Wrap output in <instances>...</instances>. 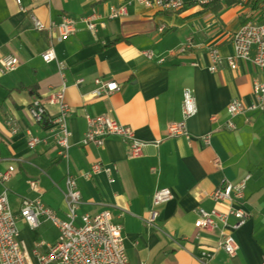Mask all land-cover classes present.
Masks as SVG:
<instances>
[{"label": "crops", "instance_id": "crops-1", "mask_svg": "<svg viewBox=\"0 0 264 264\" xmlns=\"http://www.w3.org/2000/svg\"><path fill=\"white\" fill-rule=\"evenodd\" d=\"M184 1L174 12L137 0H0V173L12 171L0 191L8 187L14 212L24 198H38L65 217V175L70 171L82 192L78 213L109 209L123 225L131 264H202L203 251L212 255L209 264H264V109L233 117L236 128H227L229 103L234 98L255 101L254 83L263 73L251 59L239 60L236 69L227 63L217 71L208 68L211 49L216 47L223 57L233 54L235 31L248 19L263 21L264 6L220 0L218 9L213 0ZM123 5L127 13L111 17V8ZM93 12L99 14L96 31L80 22L74 34L59 40L57 29L35 27V19L49 24ZM189 38L191 49L170 54ZM50 46L57 58L47 63L43 53ZM147 50L153 58L145 56ZM8 55L18 57L19 63L3 72L2 59ZM163 56L165 61L159 62ZM98 77L117 81L120 90L97 95ZM63 86L70 105L68 160L58 153L51 125L44 126L30 112L32 101L40 98L49 116L58 114V104L47 100ZM187 88L197 107L187 121L192 137H168V124L183 119ZM100 114L132 125L148 142L143 154L130 157L129 145L119 137H109L102 146L84 144L87 115ZM30 135L44 140L29 147ZM205 135H210L209 144L202 139ZM95 162L114 166L115 180L106 172L85 177ZM31 179L39 180L38 189H31ZM244 179V200L228 204L211 197L223 183ZM162 187L171 188L174 198L159 206L156 229L146 218L155 191ZM230 205L242 206L249 214L233 231L239 245L234 256L219 246L218 229L199 231L195 226L199 207L226 211ZM47 223L43 220L31 230L18 220L19 240L33 264L38 241L55 243L41 232Z\"/></svg>", "mask_w": 264, "mask_h": 264}, {"label": "built area", "instance_id": "built-area-1", "mask_svg": "<svg viewBox=\"0 0 264 264\" xmlns=\"http://www.w3.org/2000/svg\"><path fill=\"white\" fill-rule=\"evenodd\" d=\"M20 2V0H17ZM146 7H155L164 11H179L184 7V0H137ZM127 13V6L111 8V17L122 16ZM99 14L93 12L79 18L66 16L61 22L50 21L49 24L35 19V27L38 30L57 29L58 39L66 38L74 34L77 30L78 23L82 22L92 30L96 31L98 27L97 18ZM194 46L193 41L189 38L186 43L177 50H171L170 54L176 52H185ZM234 52L228 57H223L216 47L210 51L211 64L209 70L217 71L222 69L225 63L231 69L237 68V63L241 59H251L263 73L262 80H256L254 83L255 101L246 104L239 98H234L228 105V112L231 117L246 111H253L264 108V20L254 21L246 20L233 35ZM145 56L153 58L151 51H144ZM43 59L50 63L56 60V52L53 46H50L44 53ZM165 61V57H160L159 62ZM19 63L18 57L8 55L2 59L1 70L12 71ZM95 93L97 95H109L120 90V85L115 80H104L100 77L95 79ZM48 101L56 103L59 106V112L51 119V131L54 134L55 141L60 146V154L68 159L69 157V136L67 117L70 112V105L65 99V86L51 94ZM183 120L179 122H170L168 124V135L178 136L185 135L190 138L186 127V121L194 116L197 112L195 98L190 89L184 91L183 100ZM30 112L32 116L40 120L46 113L45 105L41 100H35ZM88 130L86 132L84 143H93L102 145L105 139L110 136H118L129 144L130 157H139L143 154L147 142L140 139L135 129L119 122L109 114H100L96 116L87 115ZM228 127L233 129V121L228 122ZM16 131V128L13 127ZM28 145L35 146L43 141L38 136L30 135ZM205 142H210V137L205 138ZM104 171L112 172V167L102 166L95 163L87 176L93 173ZM11 171L0 173V182L5 183L11 178ZM113 181V179H111ZM67 193L66 202L68 212L66 218L59 217L53 209L46 206L40 199L24 198L20 211L14 212L11 209L8 199V190L5 188L0 192V264H33L23 250L19 240L18 220H24L28 227L36 229L41 225L42 219L45 218L55 224L60 232L59 241L55 244H49L44 241H38L33 248L32 255L36 259V264H131L124 245L123 228L120 224L113 222V216L110 211L103 210L97 214H82L81 223L78 224V209L81 204V191L77 186L74 176H67ZM33 189L39 187L36 180L30 181ZM246 187L245 181L238 184L227 183L215 189L211 195L217 201H231L234 198H243ZM174 197L169 188H163L156 192L154 205L157 206L163 202L169 201ZM198 218L196 227L213 231L219 229V245L225 251L234 255L238 249V244L232 234L227 231L228 227L237 229L242 226L247 218L248 213L243 208H229L228 211L211 210L204 208L198 209ZM158 210L153 209L149 216V224H155L158 217ZM230 216L236 221L229 223ZM209 253L204 251L201 254L202 264H207L205 258Z\"/></svg>", "mask_w": 264, "mask_h": 264}, {"label": "rangeland", "instance_id": "rangeland-1", "mask_svg": "<svg viewBox=\"0 0 264 264\" xmlns=\"http://www.w3.org/2000/svg\"><path fill=\"white\" fill-rule=\"evenodd\" d=\"M184 4H185V2H184ZM248 20H250V19H248ZM251 20H254V19H251ZM254 21H256V20H254ZM236 32V31H235ZM15 56V55H14ZM163 57H165V56H163ZM56 58H57V56H56ZM211 71V70H210ZM64 87V86H63ZM187 89H189V88H187ZM186 90V89H185ZM191 91H192V89H190ZM253 93H254V88H253ZM192 94H193V91H192ZM51 96V95H50ZM254 96H255V94H254ZM256 97V96H255ZM240 99V98H239ZM35 100H41V101H43V104L45 105V109H46V113L43 115V117L44 116H48L49 117V121H50V125H51V119L54 117V116H49L48 115V113H47V108H46V102L44 101V100H42V99H40V98H36V99H34L33 101H32V103L35 101ZM183 100H184V98H183ZM233 100V99H232ZM242 100V99H241ZM47 102H49L48 100H47ZM32 103L30 104V107H31V105H32ZM50 103V102H49ZM252 103V102H251ZM230 104V103H229ZM246 104H250V103H246ZM197 108V107H196ZM264 109V108H263ZM247 112V111H246ZM197 113V112H196ZM245 113V112H244ZM242 114V113H241ZM57 115V114H56ZM55 115V116H56ZM239 115V114H238ZM237 116V115H236ZM43 117L40 119V120H37L38 122H42V120H43ZM193 117V116H192ZM235 117V116H234ZM191 118V117H190ZM189 118V119H190ZM232 118L233 117H231L230 116V120L231 121H233L232 120ZM183 120V119H182ZM182 120H180V121H182ZM229 120V121H230ZM188 121V120H187ZM187 121H186V127H187ZM228 121V122H229ZM120 122V121H119ZM173 122H179V121H173ZM234 122V121H233ZM88 123V122H87ZM122 123V122H121ZM67 124H68V120H67ZM124 124V123H123ZM235 124V123H234ZM126 125H129V124H126ZM52 126V125H51ZM130 126H132V125H130ZM133 127V126H132ZM134 128V127H133ZM227 128L229 129V130H233V129H235L236 128V125H235V128H233V129H231V128H229L228 127V123H227ZM68 129H69V126H68ZM135 129V128H134ZM87 130H88V127H87ZM187 130H188V127H187ZM70 131V130H69ZM135 131H136V129H135ZM87 132V131H86ZM188 133L190 134V138H187L185 135H178V136H184V137H186L187 139H191V137H192V134L189 132V130H188ZM136 134H137V132H136ZM85 135H86V133H85ZM85 135H84V138H85ZM167 135H168V127H167ZM33 136H35V135H33ZM138 136V135H137ZM207 136H209L210 137V135H205V136H203L202 137V139L204 140V142H205V138L207 137ZM70 137V136H69ZM110 137H118V136H110ZM168 137H177V136H169L168 135ZM84 138H83V143H84ZM109 137H107L106 139H108ZM120 138V137H119ZM106 139H105V141H106ZM122 139V138H121ZM44 140V139H43ZM123 140V139H122ZM211 140V139H210ZM124 141V140H123ZM143 141H145V140H143ZM125 142V141H124ZM147 142V141H146ZM159 142H160V140H158V141H155V144L156 145H158L159 144ZM105 143V142H104ZM103 143V144H104ZM125 143H127V142H125ZM148 143V142H147ZM205 143H207V142H205ZM210 143V142H209ZM208 143V144H209ZM27 144H28V140H27ZM56 144H57V142H56ZM85 144V143H84ZM102 144V145H103ZM128 144V143H127ZM69 145H70V143H69ZM96 145V144H95ZM102 145H98V146H102ZM129 145V144H128ZM148 145V144H147ZM29 146V145H28ZM36 146V145H35ZM35 146H33V147H35ZM29 147H32V146H29ZM57 147H58V153H59V155H60V157L61 158H63V159H66V158H64L61 154H60V146L57 144ZM146 147V146H145ZM69 152H70V146H69ZM69 158V157H68ZM68 160V159H67ZM95 163H99V164H101L102 166H107V167H112V172H110V173H107L108 175H110V181H111V179H113V181L115 180V177L113 176V173L115 172V170H116V168L114 167V166H110V165H106V164H104V163H101V162H95ZM94 163V164H95ZM93 164V165H94ZM92 165V166H93ZM91 169H92V167H91ZM91 169L88 171V172H90L91 171ZM152 170H155V167H153V169ZM8 171V170H7ZM10 171V170H9ZM88 172H86L85 173V177H87V178H90V177H92V175H94V174H96V173H93L91 176H87V173ZM101 172H104V171H101ZM3 173V172H2ZM97 173H100V172H97ZM68 174H70V175H72V176H74V178L76 179V182H77V186H78V188H79V185H78V181H77V177L74 175V174H72L70 171H67V173H66V175H65V184H66V191H65V200H66V193H67V183H66V180H67V176H68ZM11 175H12V171H11ZM12 177V176H11ZM11 179V178H10ZM31 180H36V181H38V183H39V180L38 179H31ZM31 180H29V184H30V181ZM10 181V180H9ZM9 181H7V182H5L3 185L4 186H6V184L9 182ZM242 181H245V183H246V186H247V179H244V180H242ZM242 181H240V182H238V183H241ZM1 183V182H0ZM227 183H231V182H225V183H223L222 185H220V186H218V187H221V186H223V185H225V184H227ZM238 183H232V184H238ZM31 187V186H30ZM218 187H216L215 189H217ZM7 190H8V187H5ZM39 188V187H38ZM37 188V189H38ZM163 188H168V187H162V188H159V189H157L156 191H155V193H154V195H153V202H152V204H153V206H152V209L150 210V213H149V215H148V217L146 218V222H147V224L149 225V226H151V227H154V228H156V229H160V227H159V225H158V219H159V216H160V211H159V206L160 205H162V204H164V203H166V202H168V201H166V202H163V203H161V204H159V205H157V206H155L154 205V197H155V194H156V192L157 191H159V190H161V189H163ZM31 189H33V188H31ZM171 191H172V189L171 188H169ZM214 189V190H215ZM79 190H80V188H79ZM213 190V191H214ZM3 191V190H2ZM81 191V190H80ZM212 191V192H213ZM246 187H245V190H244V197L243 198H234L233 200H231V201H219V202H225V203H233V202H235V201H242V200H244L245 199V197H246ZM1 192V191H0ZM173 192V191H172ZM211 192V193H212ZM173 195H174V193H173ZM211 197H212V195H211ZM174 198V197H173ZM172 198V199H173ZM213 198V197H212ZM8 199H9V196H8ZM30 199V198H29ZM36 199H38V198H36ZM171 199V200H172ZM214 199V198H213ZM32 200H34V199H32ZM81 200L83 201V199H82V192H81ZM215 200V199H214ZM67 201V200H66ZM82 201H81V204H82ZM170 201V200H169ZM215 201H217V200H215ZM10 202V201H9ZM22 202H23V200H22ZM67 203V202H66ZM81 204H80V206H81ZM11 206V205H10ZM47 206V205H46ZM22 207V206H21ZM49 207V206H48ZM51 208V207H50ZM80 208V207H79ZM200 208H202V207H199L198 209H200ZM229 208H243L242 206H232V205H230L229 207H228V209ZM12 209V208H11ZM21 209V208H20ZM51 209H53V208H51ZM153 209H157L158 210V212H159V214H158V217H157V219H156V222H155V224H149V222H148V219H149V216H150V214H151V211L153 210ZM198 209H197V211H198ZM205 209V208H204ZM228 209L226 210V211H228ZM244 209V208H243ZM54 210V209H53ZM79 210V209H78ZM103 210H108V211H110L109 209H103ZM102 210V211H103ZM207 210V209H206ZM212 210H214V209H212ZM216 210H218V209H216ZM245 211H246V209H244ZM20 211V210H19ZM208 211H211V210H208ZM219 211H221V210H219ZM54 212L59 216V214L54 210ZM67 212H68V208H67ZM67 212H66V215H67ZM101 212V211H100ZM111 212V211H110ZM247 212V211H246ZM18 213V212H17ZM99 213V212H98ZM79 214V213H78ZM83 214H86V213H83ZM88 214H91V213H88ZM95 214H97V213H95ZM111 214H112V216H113V222L114 223H117V224H120L121 226H122V228H123V225L121 224V223H118V222H116L115 221V219H114V215H113V213L111 212ZM197 214H198V212H197ZM66 215H65V217H61V216H59V217H61V218H66ZM82 214H79L78 215V218H77V223L78 224H80L81 223V218H80V216H81ZM91 215H93V214H91ZM233 216H230V218H229V223H231L230 222V219L232 218ZM248 217H249V214H248ZM234 218V217H233ZM235 219V218H234ZM43 220H47V219H45V218H43L42 219V222H43ZM247 220H248V218H247ZM247 220H246V222H247ZM47 221H50V220H47ZM79 221V222H78ZM235 221H236V219H235ZM234 221V222H235ZM42 222H41V225H42ZM51 222V221H50ZM233 222V223H234ZM245 222V223H246ZM52 223V222H51ZM51 223H47L45 226H43V228H41V232L43 231V236H44V238H46V239H48L49 241H54L55 243H57L58 241H59V238H60V235H61V232H60V230H59V228L55 225V224H51ZM196 223V222H195ZM233 223H231V224H233ZM244 223V224H245ZM243 224V225H244ZM40 225V226H41ZM39 226V227H40ZM195 226H196V224H195ZM38 227V228H39ZM241 227V226H240ZM239 227V228H240ZM38 228H36V229H31V230H37ZM197 228V227H196ZM18 229H19V227H18ZM199 231L200 230H205V229H199V228H197ZM218 229V228H217ZM238 229V228H237ZM59 230V231H58ZM216 229H214L213 231H215ZM234 230H236V229H232L231 227H228L227 228V231H229L231 234H232V236H233V231ZM207 231H210V230H207ZM213 231H211V232H213ZM218 231H219V229H218ZM219 237H220V233H219ZM234 237V236H233ZM123 238H124V235H123ZM235 239V238H234ZM40 241H44V240H40ZM220 241V240H219ZM45 242V241H44ZM38 243V242H37ZM47 243V242H46ZM55 243H53V244H55ZM50 244V243H49ZM238 244V243H237ZM21 245H22V243H21ZM124 245H125V241H124ZM220 246V245H219ZM221 247V246H220ZM23 248V247H22ZM222 249H224L223 247H221ZM125 249H126V247H125ZM238 249H239V245H238ZM237 249V250H238ZM225 250V249H224ZM237 250H236V252H237ZM204 252V251H203ZM226 252V251H225ZM209 253V252H208ZM227 253V252H226ZM201 254H202V252H201ZM201 254H200V259H201ZM228 254V253H227ZM236 254V253H235ZM234 254V255H235ZM230 255V254H229ZM234 255H230V256H234ZM212 255H211V253H209V256L207 257V258H205V260L207 261V264H209V261H208V259L211 257ZM201 261V260H200ZM53 264V263H52Z\"/></svg>", "mask_w": 264, "mask_h": 264}, {"label": "trees", "instance_id": "trees-1", "mask_svg": "<svg viewBox=\"0 0 264 264\" xmlns=\"http://www.w3.org/2000/svg\"><path fill=\"white\" fill-rule=\"evenodd\" d=\"M223 3L227 4V5H231V4H237V3H242L243 0H222ZM220 0H213V3L217 4V8L220 9L221 5H220ZM248 4H252L254 6V8H260L262 6H264V0H247ZM49 117L48 116H44L43 120H42V124L44 126H48L50 125V121H49Z\"/></svg>", "mask_w": 264, "mask_h": 264}]
</instances>
